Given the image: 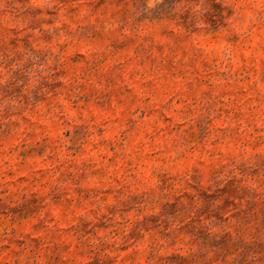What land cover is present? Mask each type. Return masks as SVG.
Listing matches in <instances>:
<instances>
[{
    "label": "rangeland",
    "instance_id": "374dc122",
    "mask_svg": "<svg viewBox=\"0 0 264 264\" xmlns=\"http://www.w3.org/2000/svg\"><path fill=\"white\" fill-rule=\"evenodd\" d=\"M0 264H264V0H0Z\"/></svg>",
    "mask_w": 264,
    "mask_h": 264
}]
</instances>
